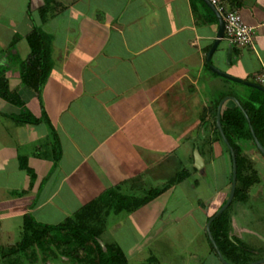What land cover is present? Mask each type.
Masks as SVG:
<instances>
[{
    "label": "crops",
    "instance_id": "0c3cea01",
    "mask_svg": "<svg viewBox=\"0 0 264 264\" xmlns=\"http://www.w3.org/2000/svg\"><path fill=\"white\" fill-rule=\"evenodd\" d=\"M220 2L238 11L254 35L249 46L224 38L213 63L257 84L264 72V0ZM35 28L53 41L42 87L41 68L28 63ZM218 30L203 0H0V71L24 104L0 97V264H84L45 259L34 246L23 250L25 219L58 225L115 186L135 194L141 184L168 189L135 211L112 212L102 246L119 248L128 264L131 253L145 251L137 264H170V245L179 251L175 264H193L188 255L223 264L207 234L231 191L232 158L219 141L218 106L225 97L249 104L260 94L231 80L237 91L209 68ZM235 106L227 100L222 112ZM221 166L223 186L204 195Z\"/></svg>",
    "mask_w": 264,
    "mask_h": 264
},
{
    "label": "trees",
    "instance_id": "16d2710c",
    "mask_svg": "<svg viewBox=\"0 0 264 264\" xmlns=\"http://www.w3.org/2000/svg\"><path fill=\"white\" fill-rule=\"evenodd\" d=\"M27 39L31 47L28 63L32 70L41 68L40 84L42 87L47 82L51 72L52 37L42 30L35 28L28 35ZM4 73V70L0 71V97L20 107H24L20 97L10 91ZM255 91L260 95H264L259 90ZM241 105L247 112L251 125L259 139L258 132L264 131V99L262 100L259 96H253L250 97L249 104L241 103ZM24 115L28 117L29 121L36 122L35 118H31L29 112L26 113L25 111ZM222 126L228 141L237 155L238 177L233 202L236 198L245 200L249 195V189L257 184L260 179L257 174L247 172L245 161L241 157L240 147L233 142L231 134H236L239 139L244 138L254 141L250 126L239 106L223 110ZM52 132L55 135L54 129ZM217 133L221 137L218 131ZM260 143L264 147L261 141ZM187 174L184 173L182 176H177V179H185ZM177 179L174 177L172 181L174 182ZM230 183L232 185V177ZM167 189L168 187L146 188L144 186H135V194H125L122 192L121 186H115L93 202L84 206L74 216L67 218L63 223L58 225H44L36 222L31 217H27L24 224L21 248L24 250L26 247H37L42 251L45 259L62 256L84 264H88L91 261L95 262V264H128L124 253L119 248L113 245H106L103 248L99 241L106 227L107 217L112 212L135 211L158 197ZM226 212L227 210L214 219L211 224V230L224 259L230 262L227 254H232L235 250L231 248L228 238V227L224 222V219L227 220L225 216ZM214 251L216 252L215 249ZM81 252L84 253L82 254ZM87 252L90 256H94V260L89 258Z\"/></svg>",
    "mask_w": 264,
    "mask_h": 264
},
{
    "label": "rangeland",
    "instance_id": "374dc122",
    "mask_svg": "<svg viewBox=\"0 0 264 264\" xmlns=\"http://www.w3.org/2000/svg\"><path fill=\"white\" fill-rule=\"evenodd\" d=\"M229 81H230L229 84H231L232 86H237L236 88L238 91V84L232 83L233 81L231 82V80ZM259 97L262 100L264 99V95H260ZM231 136L233 142L240 147L241 157L245 161L246 168H248L247 172L253 174L257 173L260 181L259 184H255L251 189H249V195L247 199L239 200L238 198H236L232 203V205L229 207V209H227L225 215L227 220L224 219V222L226 223L228 227V232L231 235V239L229 240L231 248L235 250L234 253L227 254V258L230 260L231 262V263L229 262L230 264L233 263L253 264L255 262L264 260V156L259 152L253 140L244 139V138L242 139L240 138V140L235 139L238 138L236 134H233ZM258 136L260 137L259 139L264 145V131L263 132L259 131ZM221 138L222 137H219V141L221 142V144L224 146V148H228L223 143L222 141L223 139ZM253 153L257 155L256 157L258 159L256 161L252 158V155H254ZM249 166L250 168H252V170L249 169ZM218 170L219 172L218 171L215 172L216 175L212 176L213 179H210V181H212L214 184L213 188L211 189L207 188V190H204V195L207 196L209 194L212 195L215 192L216 188H221L223 186L225 182V174L223 173L224 170L222 169V166L221 168L218 167ZM208 177H209V173H208ZM142 185L143 184H141V187L144 186ZM219 203L220 201H218V197H216V199H214V203L211 209L214 210L215 205ZM106 237L107 236H105L104 238L102 237L104 243L107 242ZM175 252L179 253V251H177L176 248L170 245L168 251L169 254L166 256L168 263L175 264L179 261L176 258H174L175 254H177ZM81 253L83 254L84 252ZM135 254H136L135 252L131 253L130 264H137L141 260L147 258L146 251L142 252L141 255L143 256H139L137 258H135L136 257ZM185 254L182 253V256L185 257L186 256ZM87 255L91 260H94V256H90L88 252ZM186 257L188 258L187 262L195 261L193 264H202V261L206 262L207 260L206 257L205 258L201 257V259L198 258L190 259L189 255ZM221 262L223 263L222 260ZM88 264H95V262L91 261Z\"/></svg>",
    "mask_w": 264,
    "mask_h": 264
},
{
    "label": "water",
    "instance_id": "95a60500",
    "mask_svg": "<svg viewBox=\"0 0 264 264\" xmlns=\"http://www.w3.org/2000/svg\"><path fill=\"white\" fill-rule=\"evenodd\" d=\"M208 6L209 8L214 12V14L216 15L218 21H219V30H218V33H217V38L208 54V57H207V63H208V66L209 68L215 72L216 74L224 77V78H227V79H230L234 82H238L240 84H243V85H247L249 87H252V88H255L261 92L264 93V87H262L261 85L259 84H255V83H252V82H247V81H244V80H241V79H238L226 72H223L222 70H220L219 68H217L214 63H213V56L217 50V48L219 47L220 43L222 40H224L225 38V23H224V20L222 18V16L220 15V13L217 11L216 7L209 1V0H203ZM229 52H231V48L229 49ZM233 100L236 102L237 106H239L240 109H242L244 115L246 116L247 118V121L249 123V126H250V129H251V133H252V137L254 139V142L257 146V149L261 152V154L264 156V147L262 146V144L260 143L255 131H254V128L253 126L251 125V120L247 114V112L243 109L241 103L239 102V100L235 97H226L224 98L219 106H218V112H217V129L224 141V143L226 144V146L228 147L229 151H230V154H231V158H232V185H231V191H230V194H229V197L226 201V203L218 210V212L215 214L214 217L210 218V220L208 221V224H207V234H208V237L210 239V242L212 244V246L214 247V249L216 250L218 256L220 257V259L223 261L224 264H230L229 262H227L220 249H219V246L213 236V233H212V230H211V224L212 222L214 221V219L216 217H218L219 215H221L224 211H226L228 209V207L231 205V203L233 202V199L235 197V192H236V187H237V177H238V164H237V155H236V152L234 150V148L232 147V145L230 144V142L228 141V138L226 137V134L224 132V129H223V126H222V108H223V105L225 103V101L227 100ZM261 263H264V260L263 261H259V262H255L253 264H261Z\"/></svg>",
    "mask_w": 264,
    "mask_h": 264
},
{
    "label": "built area",
    "instance_id": "2783aa9c",
    "mask_svg": "<svg viewBox=\"0 0 264 264\" xmlns=\"http://www.w3.org/2000/svg\"><path fill=\"white\" fill-rule=\"evenodd\" d=\"M222 16L225 23V38L233 45L249 46L253 42L254 30L247 25L238 11H228L220 0H209ZM257 84L264 87V72L257 78Z\"/></svg>",
    "mask_w": 264,
    "mask_h": 264
},
{
    "label": "flooded vegetation",
    "instance_id": "af4514ba",
    "mask_svg": "<svg viewBox=\"0 0 264 264\" xmlns=\"http://www.w3.org/2000/svg\"><path fill=\"white\" fill-rule=\"evenodd\" d=\"M259 152H260V151H259ZM260 153H261V152H260ZM246 169H248V168H246ZM249 169L252 170V168H250V166H249ZM256 174H257V173H256ZM258 177H259V176H258ZM257 184H259V182H258ZM253 186H254V185H253ZM253 186H252V187H253ZM252 187H251V188H252ZM251 188H250V189H251ZM228 233H229V232H228ZM228 238H229V240L231 239V235H230V233H229V235H228ZM227 262H228V261H227Z\"/></svg>",
    "mask_w": 264,
    "mask_h": 264
}]
</instances>
